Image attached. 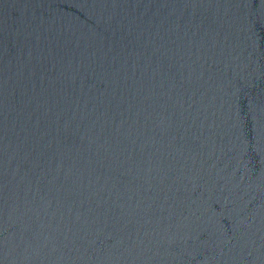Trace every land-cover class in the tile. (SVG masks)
Listing matches in <instances>:
<instances>
[{"label": "water", "instance_id": "95a60500", "mask_svg": "<svg viewBox=\"0 0 264 264\" xmlns=\"http://www.w3.org/2000/svg\"><path fill=\"white\" fill-rule=\"evenodd\" d=\"M0 264H264V0H0Z\"/></svg>", "mask_w": 264, "mask_h": 264}]
</instances>
